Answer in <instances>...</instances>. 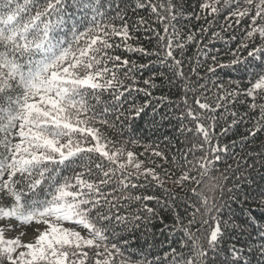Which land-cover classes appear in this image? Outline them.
<instances>
[{
  "label": "snow or ice",
  "instance_id": "obj_1",
  "mask_svg": "<svg viewBox=\"0 0 264 264\" xmlns=\"http://www.w3.org/2000/svg\"><path fill=\"white\" fill-rule=\"evenodd\" d=\"M103 8V0H44L43 4L40 0H0V219L17 222L10 226V231L32 222L37 225L34 242H22L21 237L27 232L5 239L0 230V264H117V257L124 258L119 264H160L158 259L156 262L132 261L125 257L120 242H113L109 235L114 234L113 220L126 226L142 218L132 215L130 220L118 211L114 213L123 201L160 202L154 195H132V190L145 187L134 181L150 177L162 188L172 176L151 158L141 159L145 153L127 147L136 141H119L106 134L107 129L115 131L151 106L146 99L143 104L136 105L133 101L127 110L123 108L127 102L125 92L129 96L133 91L143 92L146 97L152 95L149 89L135 86L137 73L150 70L152 61L138 63L123 56L121 49L143 57L155 55L157 62L171 73L165 77L169 84L184 83V106L175 117L179 121L177 131L185 139L188 133H193L194 142L187 151L194 159L196 151L204 155L195 163L186 161L191 167L182 171L173 180L174 184L182 185L189 180L201 184L214 163L221 159L220 153L228 151L227 145H220V136L245 117L252 122L247 136L255 138L264 131V0H211L210 3L195 0L190 10L181 6L179 11L172 0L161 3L127 0L123 8L117 6L116 15L111 18ZM149 8L158 20L168 21L164 25L167 44H163L165 37H159L160 50L155 52L133 43L135 31L146 20L143 16L136 20L131 17ZM160 9L167 16H162ZM185 11H190L189 19H203L206 24L215 23L227 13L225 27L212 32L213 39H224L223 32L229 28L233 33L243 29L241 42L228 64L221 63L217 55L211 56L215 66H208L206 71L217 77L213 82L216 91L211 98L206 94L211 91L207 85L193 88L187 82L189 76L183 70V61L175 55L177 49L183 54L186 42H196L195 32L189 33L185 42L172 23ZM77 12L83 15L77 16ZM86 20L88 27H84ZM116 20L120 21L119 25ZM197 31L203 34L209 29L202 27ZM236 38L235 34L231 36L232 40ZM229 67L240 75L229 79L226 86L219 79L217 69ZM192 72L199 77L196 68ZM155 75L140 78L145 85L155 88ZM105 92L113 102L98 113L96 105L103 102L101 97ZM189 92L195 94L191 104ZM93 99L96 104L90 102ZM154 99L164 101L167 97ZM237 106L246 111L243 114L238 110L229 111ZM219 109L232 120L216 134L213 129L224 118L218 115ZM110 111L115 113L114 120L105 118ZM256 112L258 116L253 115ZM97 122L103 128L97 127ZM213 140L217 142L213 144ZM152 156L167 161L160 150L153 149ZM73 159L81 160V170L72 169V175H63L61 166L67 168V162ZM197 165L199 180L190 175ZM219 187L223 191V185ZM193 193L196 194L195 189ZM204 202L207 205L206 199ZM261 204L264 205V200ZM145 208L154 214L152 208L146 205ZM213 210L219 212L220 206L213 204L207 213ZM211 219L216 220V225L207 237V248L190 227L185 228V235L191 240L188 255L183 251L188 243L181 241L179 253L172 249L171 264H252V253L259 254L257 264H264V227L260 230L258 245L253 242V245H232L224 249L222 227L228 224L226 221L222 224L215 216ZM65 222L71 226H63ZM192 223L190 220L189 226ZM204 223L208 224V220ZM41 224L46 227L41 229ZM84 230L86 235H82ZM123 243L126 245L127 241ZM209 252L213 254L211 260ZM221 252L223 259H220Z\"/></svg>",
  "mask_w": 264,
  "mask_h": 264
},
{
  "label": "trees",
  "instance_id": "obj_2",
  "mask_svg": "<svg viewBox=\"0 0 264 264\" xmlns=\"http://www.w3.org/2000/svg\"><path fill=\"white\" fill-rule=\"evenodd\" d=\"M22 2V0H21ZM41 4L44 0H40ZM104 8L102 11L108 12V18L116 15L117 6L123 8L127 0H103ZM109 2L111 8H109ZM153 3L166 2V0H152ZM177 6V11L183 6L190 10L195 0H172ZM211 0H209V3ZM162 16H167V13L160 9ZM77 16L83 15L77 12ZM131 16V9H129ZM221 15L215 23L206 24L203 19L197 21L194 17L189 19L190 11H185L183 16H177L175 21L177 29L181 32L183 40L187 41L189 33H196V42H186L183 49V54L180 50L175 51L177 59H182L183 70L189 76L187 81L193 88H197L199 84L207 85L206 94L211 98L216 89L213 87V82L217 81L216 76L207 73L208 66H215L211 60L212 55H217L221 63L228 64L233 59V52H236L238 45L241 42L240 30L233 33V29L229 28L223 32L224 39H213L212 32H219L225 27L224 16ZM143 16L146 20L144 25H141L135 31L133 43L142 45L150 52L159 51V37H165L163 44H167V34L165 33L164 25L167 20H158L153 14H150V8L147 10H139L136 16L131 19L136 20ZM90 18V16H89ZM211 19V17H209ZM71 23V22H70ZM77 23H79L77 21ZM115 23L119 25L120 21ZM90 26L88 21L84 22V27ZM207 28L209 31L201 34L197 30ZM84 29L81 28V31ZM169 33L171 28H169ZM235 34L236 39L232 40L231 36ZM117 40L119 38H116ZM211 41V43H209ZM199 45V46H198ZM121 54L136 60L138 63L148 64L152 61L151 69L140 70L137 73L136 87L147 88L152 95L146 97L143 92H132L131 96L127 92L124 95L127 97V102L123 104V108L127 110L133 101L136 105L143 104L145 100L151 102V106L145 109L139 117L128 121L115 131L107 129L106 134L110 138L119 141L134 140L137 143L128 144L127 147L137 153H145L141 159L151 158L156 164L162 166V169H167L172 174L170 179H167L163 187H158L151 178L145 179L141 177L139 181H134L138 184L145 185L144 188L132 190V195H154L159 198V203L156 200L151 201H123L122 206L114 209L113 212L121 216L129 217L139 215L142 218L139 221H131L126 226L117 223L113 220L111 227L114 228V234L109 233L113 237V242L119 241L125 257H130L132 261L147 259L148 261L160 264H171L172 249H176L177 253L181 251V241H187L188 247L183 251L187 257L191 247V240L185 235V228L190 227V231L201 239L204 247L207 248V237L211 229L216 225V220L211 219L215 216L223 224L227 222L228 226L222 227L224 233L221 247L227 249L232 245L240 247L242 245H258L261 243L260 230L264 227V205L261 201L264 200V131L260 132L255 138L247 136V130L252 127V122L245 117L237 125L231 127V130L226 135L220 136L219 143L221 146L227 145L228 151L221 152V159L214 163L210 169L209 175L206 176L201 184H197L195 180L185 181L182 185L173 183V180L178 179L182 171H188L191 164L186 161L195 163L204 153L202 151L195 152V159L191 152L187 150L191 148L193 133H188V139L181 135L177 129L179 121L175 118L180 115L179 109L184 106V83L177 82L174 85L169 84L165 78L171 73L166 66L157 62L155 55L143 57L139 53H129L121 49ZM207 53V58L205 57ZM240 55V53H237ZM244 56L247 53H243ZM192 68H196L199 74L192 72ZM219 79L223 80L227 86L229 79L239 78L240 73L233 71V68L217 69ZM153 77L155 88L150 85H145L143 79ZM160 73H164L161 76ZM122 75V74H121ZM140 77H143L141 79ZM198 81V82H197ZM122 90V89H121ZM192 92L188 93V102L193 103ZM167 97L164 101H159L154 98ZM103 101L97 104L98 113H102L106 105L110 106L112 97L108 92H105L101 97ZM96 104L93 99L90 101ZM155 108V111L153 110ZM238 110L243 114L246 109L237 106V109H229V111ZM218 115H223V119H219L214 133L219 134L221 129L231 124L232 117L224 112L223 109L218 110ZM253 115L258 116L256 112ZM108 120L115 119V113L110 111L106 117ZM119 123V122H118ZM210 123V122H209ZM97 127H102L99 122ZM246 137V138H245ZM90 139V138H89ZM202 139V137H201ZM217 141L213 140V144ZM147 149V151H146ZM160 150L165 153L167 161L164 159L152 156V150ZM175 157L176 162L173 163ZM85 159V158H81ZM81 160L73 159L67 162V168L61 166L63 175H72V169H80ZM153 166V165H148ZM190 175L200 179V169L197 167L190 172ZM227 177V179H223ZM223 185V191L219 185ZM196 190V194L193 193ZM229 189L233 191L230 193ZM167 190V191H165ZM205 199L207 205H205ZM213 204L220 206V211L213 210L207 213V208ZM145 205L154 210L153 213L146 211ZM207 213V214H206ZM179 217V222H177ZM193 220L189 226V221ZM208 220V224L204 221ZM127 241L125 245L123 242ZM247 252L248 248L245 247ZM165 253L169 255L166 257ZM213 258V254L209 252V260ZM223 252L220 254V259H223ZM252 264H257L260 260L258 253H252L250 256ZM124 259L117 257V264Z\"/></svg>",
  "mask_w": 264,
  "mask_h": 264
},
{
  "label": "rangeland",
  "instance_id": "obj_3",
  "mask_svg": "<svg viewBox=\"0 0 264 264\" xmlns=\"http://www.w3.org/2000/svg\"><path fill=\"white\" fill-rule=\"evenodd\" d=\"M17 222L14 219H0V230L3 231L4 234V238L5 239H13L16 238L17 236H20V234L22 232H27V235L22 236V242H34V228L37 226L35 224V222H32L31 225L28 226H19L16 227L15 231H10L8 230L10 228V226L16 225ZM65 227L71 226L68 222H65V224L63 225ZM41 229H43L44 227H46V225L41 224L40 225ZM77 230H80V227H77ZM87 234V230L82 231V235H86Z\"/></svg>",
  "mask_w": 264,
  "mask_h": 264
}]
</instances>
